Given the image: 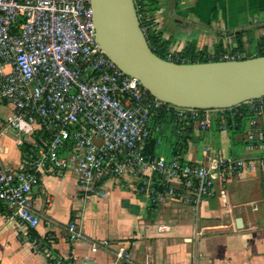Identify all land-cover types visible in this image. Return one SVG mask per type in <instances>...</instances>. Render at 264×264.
I'll return each instance as SVG.
<instances>
[{
  "label": "built area",
  "instance_id": "2783aa9c",
  "mask_svg": "<svg viewBox=\"0 0 264 264\" xmlns=\"http://www.w3.org/2000/svg\"><path fill=\"white\" fill-rule=\"evenodd\" d=\"M134 3L148 40L152 30L142 0ZM165 55L179 59L172 52ZM236 57L224 52L220 60ZM0 103L11 106L6 123L16 132L15 143L27 148L18 168L0 159V204L12 206L28 228L40 221L32 188L46 174L58 176L70 167L84 197L107 177L128 175L151 204L175 199L194 211L216 193L227 204L228 178L264 167V96L243 102L249 114L244 156L211 155L205 163H191L179 153L167 157L148 150L159 114L173 115L180 132L189 123L207 130L219 114L234 121L241 112L234 106L179 107L151 95L101 50L90 0H0ZM233 121L220 128L235 126ZM157 228L166 231L169 225ZM66 230L71 241L83 238L76 222ZM116 258L130 259V253L120 246Z\"/></svg>",
  "mask_w": 264,
  "mask_h": 264
},
{
  "label": "crops",
  "instance_id": "0c3cea01",
  "mask_svg": "<svg viewBox=\"0 0 264 264\" xmlns=\"http://www.w3.org/2000/svg\"><path fill=\"white\" fill-rule=\"evenodd\" d=\"M151 17L152 32L178 46L166 53L190 45L193 36H199L195 47L237 46L240 40L254 55L264 46V0H157ZM11 110L0 103V159L18 168L27 148L15 143L16 132L6 123ZM247 120L221 129L225 120L219 114L207 130L189 123L177 132L176 122L161 119L145 147L167 157L179 153L191 163H205L211 155L244 156ZM226 186L227 204L216 193L194 211L175 199L151 204L128 175L107 177L84 197L71 167L58 176L48 173L31 192L40 217L34 235L12 206L0 205V264H140L145 259L150 264H264V167L244 169ZM69 222L80 228L79 241L69 239ZM161 223L169 229L159 231ZM120 246L130 259L116 258Z\"/></svg>",
  "mask_w": 264,
  "mask_h": 264
},
{
  "label": "water",
  "instance_id": "95a60500",
  "mask_svg": "<svg viewBox=\"0 0 264 264\" xmlns=\"http://www.w3.org/2000/svg\"><path fill=\"white\" fill-rule=\"evenodd\" d=\"M94 38L122 71L179 107L221 109L264 96V55L178 63L154 53L134 0H90Z\"/></svg>",
  "mask_w": 264,
  "mask_h": 264
},
{
  "label": "trees",
  "instance_id": "16d2710c",
  "mask_svg": "<svg viewBox=\"0 0 264 264\" xmlns=\"http://www.w3.org/2000/svg\"><path fill=\"white\" fill-rule=\"evenodd\" d=\"M142 3H143V10L145 11L146 17L148 18V23L150 24L152 20L151 12L156 9L157 0H142ZM148 42H149V46L151 47L154 53H156L162 58H166L165 54L169 47V44L167 41L161 40V38L159 37L157 33L152 32L151 36L148 38ZM223 45L224 44L221 42L213 45L215 54H208V50L205 47L197 49L195 46H185L184 48H182L176 53L179 59L176 60L175 62L194 63V62H206V61L220 60V56L225 52V49H226L225 46ZM242 50H243L242 44L240 43V40H238L237 46L235 47V50L233 51L240 52ZM260 55H264V47H261V49H259L256 54L254 55L251 54L249 57L260 56ZM242 58H247V57H242ZM233 108H237V110L241 112L240 114L239 113L236 114V116L234 117V121L229 116L223 119L226 120L228 123H232L233 121L235 123V127H238L240 125L241 120L244 117L248 116L249 114L246 111V108H244L243 103H240L239 105H236ZM166 118L168 120L176 122L173 115L171 114L162 113L157 116V120L165 119L166 121ZM29 230L32 235L35 234L32 228H30Z\"/></svg>",
  "mask_w": 264,
  "mask_h": 264
},
{
  "label": "rangeland",
  "instance_id": "374dc122",
  "mask_svg": "<svg viewBox=\"0 0 264 264\" xmlns=\"http://www.w3.org/2000/svg\"><path fill=\"white\" fill-rule=\"evenodd\" d=\"M253 5H258L257 4V2H256V4H253ZM251 22H253V20L251 21ZM253 23H255V24H257L256 22H253ZM151 36V35H150ZM197 37H199V36H193L192 37V39H191V44L190 45H187V46H196V44H198V42H199V40H198V38ZM189 42V43H190ZM254 42V41H253ZM259 42H260V40H259ZM254 43H250L249 44V49L252 51V50H254V47H255V45H253ZM200 46V45H199ZM223 46H225V53H228L229 55H232V54H234V55H236L237 57L236 58H242V57H249L250 56V54L251 53H249L248 52V50H245V49H243L242 51H233V50H235V45L234 44H224ZM178 48V46H176V45H170L169 46V50L170 51H174V50H176ZM197 49H200V48H204V46H202V47H196ZM205 48H207V50H208V54H215V50H214V47H213V45L211 46V45H209V46H206ZM174 53H177V52H174ZM3 104H5V103H3Z\"/></svg>",
  "mask_w": 264,
  "mask_h": 264
},
{
  "label": "flooded vegetation",
  "instance_id": "af4514ba",
  "mask_svg": "<svg viewBox=\"0 0 264 264\" xmlns=\"http://www.w3.org/2000/svg\"><path fill=\"white\" fill-rule=\"evenodd\" d=\"M262 47H264V46H262ZM259 49H261V47H259ZM259 49H258V50H259Z\"/></svg>",
  "mask_w": 264,
  "mask_h": 264
}]
</instances>
